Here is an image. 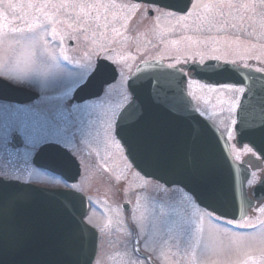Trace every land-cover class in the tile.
I'll return each mask as SVG.
<instances>
[{"label":"rangeland","instance_id":"rangeland-1","mask_svg":"<svg viewBox=\"0 0 264 264\" xmlns=\"http://www.w3.org/2000/svg\"><path fill=\"white\" fill-rule=\"evenodd\" d=\"M97 2L99 7L94 5ZM88 3L91 8L84 10L88 16L76 25L74 19H69L67 9L55 8L49 2L0 0V78L20 81L14 85L39 94L38 100L30 105L0 104V112L3 109L9 115L10 126L24 141L22 149L8 151L2 143L4 139L9 141V135L0 137V176L48 188L61 186L47 173L35 169L31 159L41 143L55 138L51 119L66 118L63 109L58 111V108L77 83L79 73L62 65L57 53L59 49L64 50L66 62L77 64L76 58L67 53L68 40L74 41L72 50L117 48L114 60L124 66L127 64L116 82L124 91L126 75L136 59L128 43L129 36L124 37L128 33V29L125 30L128 9L112 0H88ZM146 54L143 53L144 58L159 57L170 65L210 58L239 64L256 63L264 70V0H192L190 11L182 17L178 30L154 37L152 51ZM79 63L81 65V61ZM241 89L206 86L195 81L187 83L188 95L197 111L230 142L235 138L234 112ZM231 151L234 155L237 153L233 145ZM256 181L254 173L249 186ZM89 187L79 188L96 196L97 190H102ZM106 193L107 197L98 195L100 198L91 201L93 207L85 219L87 223L94 226L119 217V208L113 206L117 199L115 191L110 189ZM144 197L139 195L138 203ZM168 197L166 222H156L151 229H145L151 226L148 222L151 210L145 209V213L137 217L141 222L136 223L139 232H152L140 237L145 250L159 264H264V203L243 221L230 223L201 210L181 189L170 188ZM139 212L138 208L130 210L132 215L138 216ZM162 229L168 230L169 255L166 245L156 242ZM125 264L144 262L134 258L127 259Z\"/></svg>","mask_w":264,"mask_h":264},{"label":"water","instance_id":"water-1","mask_svg":"<svg viewBox=\"0 0 264 264\" xmlns=\"http://www.w3.org/2000/svg\"><path fill=\"white\" fill-rule=\"evenodd\" d=\"M185 13L191 0H136ZM185 2L187 7L185 8ZM93 72L73 96L87 92L111 68ZM105 63V62H104ZM103 64V63H102ZM108 77V78H107ZM188 80L209 86L243 87L234 118L232 143L249 146L264 163V74L219 60L169 66L159 59L136 66L127 78L130 101L115 123V137L134 170L166 187H179L202 209L231 221H242L264 203V168L259 181L247 189L251 170L234 161L230 142L195 109L187 94ZM0 101L24 105L38 94L0 78ZM14 149L23 147L17 133ZM39 170L73 182L79 169L68 152L53 144L41 146L32 158ZM0 264H92L97 232L85 223L87 200L81 193L52 189L0 177ZM136 252L155 264L148 255Z\"/></svg>","mask_w":264,"mask_h":264},{"label":"flooded vegetation","instance_id":"flooded-vegetation-1","mask_svg":"<svg viewBox=\"0 0 264 264\" xmlns=\"http://www.w3.org/2000/svg\"><path fill=\"white\" fill-rule=\"evenodd\" d=\"M39 1L49 2L50 6L54 5L55 8L67 9L69 11V19H74L76 25L88 16L87 13H84V10L91 8L88 0ZM112 1L117 2L128 9L125 14L127 26L125 30L128 29V33L124 34V37L129 36L128 43L133 47V52L135 53L134 56L136 57L135 61H133L131 71L126 75L124 91L122 92V89L116 86V82L123 74L127 64L124 66L114 60L115 54L118 53L117 48L102 49L101 47L100 49L84 48L72 50L74 47V41L68 40L67 45L70 50L66 52L71 53V58H76L74 62L77 64L73 65L66 62L64 50L59 49L57 50V53L59 52V60L62 65L72 72L79 73L77 76L78 78L75 81L77 83L70 95L65 99L63 105L58 104L60 105L58 111L63 109L66 113V118H62L61 120H56V118L51 119V132L55 138H51L50 140L41 143L36 151L42 145L50 143L66 150L69 156L74 159L79 169V176L75 181L68 182L58 175L47 174L60 183L61 186L56 188L74 190L82 193L86 197L88 209L85 219L88 216L91 207H93L91 203L93 198H100L98 195H102L103 198L107 197L108 194L106 193V190L109 191L110 189L115 191V194L117 195V199L113 206L119 208V217L109 219L102 222V224L94 226L87 223L85 220V222L97 232V253L92 264H125L127 259L132 261L134 258L142 260L144 264H150L148 259L140 256L136 252L137 248H139L140 252L148 255L155 264H159V262L143 247L144 241L141 240L142 237L144 235L146 237L149 235L148 233L151 234L152 232H139L136 223L141 221H139L137 217L141 216L142 213H145V209L151 210V215L148 218V222L151 226L145 227V229H151L156 222L159 224L166 222L168 220V190L177 187H166L154 180L144 178L133 169L124 156V151L115 137V123L121 109L130 101V95L126 86L128 76L132 74L137 65L144 61L153 59L162 60L159 57L150 59L144 58L143 53H151L154 37H162L163 35H168L169 32L178 30L182 17L190 11L192 0L185 13L170 11L152 3L136 0ZM94 5L99 7L98 2ZM167 18H171L172 21H168ZM175 22L176 24L178 23L177 27H175ZM118 40L119 38H116V41ZM64 58L65 61H61ZM80 61L81 65L79 63ZM101 61L105 62H102L103 64L101 63L103 69L108 71L111 68L114 69V72L116 73L115 80L112 83L105 84L102 80L104 81L106 77L103 76L100 78L99 83L95 84L90 91L87 92V98H83L82 100L75 99L73 96L75 90L87 81L97 64ZM164 62L170 65L168 62ZM234 64L242 67H251L253 70L264 73L263 68H260L256 63ZM38 98L36 100H38ZM31 103L17 105L0 102V104L18 107L30 105ZM7 116L9 115L2 109L0 112L1 138L7 137V135H9L10 138L12 134L18 133L16 130L12 129V126H10V120ZM55 116H57V113ZM3 143L7 149H10L9 141L4 139ZM233 146L237 152L235 155L232 153L234 161L237 163H245V165L251 170L250 179L255 173L257 176L256 182H258L264 168V163L261 161L260 157L255 154L249 146L244 145L241 148H237L235 145ZM122 157L125 161H122ZM250 179L247 184L248 188L250 187ZM256 182L251 186L256 184ZM82 185L90 186L92 188L96 187L97 189L100 188L102 190H97L96 196V194L93 195L86 190H84L86 192L82 191L79 188ZM90 187L89 189H91ZM157 187L161 188V190L157 189ZM139 195H145L144 200L140 201V203H138V200L136 199ZM105 202H107V200ZM107 204L109 205V203ZM132 208L140 209L138 216L132 215V212L130 213ZM201 210L207 212L204 209ZM253 211L254 209L248 213L247 217H249ZM209 214L213 215L211 213ZM133 217H135L134 222ZM218 219L224 220L221 218ZM230 223L236 222L230 221ZM140 235L142 237H140ZM167 238L168 230L162 229L156 237V242L166 245V252L169 255ZM126 256L128 258H126Z\"/></svg>","mask_w":264,"mask_h":264},{"label":"snow or ice","instance_id":"snow-or-ice-1","mask_svg":"<svg viewBox=\"0 0 264 264\" xmlns=\"http://www.w3.org/2000/svg\"><path fill=\"white\" fill-rule=\"evenodd\" d=\"M178 2H179V0H178ZM187 7V3L185 2V8ZM101 70V66L100 65H97L96 67H95V69L93 70V72L95 73V72H99ZM6 79H8L9 80V82L10 83H12V84H19V83H21L20 81H16V80H12L11 78H6ZM86 83L87 82H85V85H86ZM8 85H6V84H3V83H0V87H7ZM241 91H243V89H241ZM55 143V142H54ZM3 195V193L2 192H0V196H2ZM135 221V217H133V222Z\"/></svg>","mask_w":264,"mask_h":264},{"label":"trees","instance_id":"trees-1","mask_svg":"<svg viewBox=\"0 0 264 264\" xmlns=\"http://www.w3.org/2000/svg\"><path fill=\"white\" fill-rule=\"evenodd\" d=\"M2 144L5 145L4 143H2ZM5 148H7V147L5 146ZM7 150L9 151V148Z\"/></svg>","mask_w":264,"mask_h":264}]
</instances>
